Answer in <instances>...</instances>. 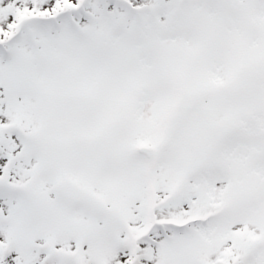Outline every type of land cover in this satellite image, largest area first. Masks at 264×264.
<instances>
[{"label":"snow or ice","instance_id":"6c2138e0","mask_svg":"<svg viewBox=\"0 0 264 264\" xmlns=\"http://www.w3.org/2000/svg\"><path fill=\"white\" fill-rule=\"evenodd\" d=\"M0 264H264V0H0Z\"/></svg>","mask_w":264,"mask_h":264}]
</instances>
